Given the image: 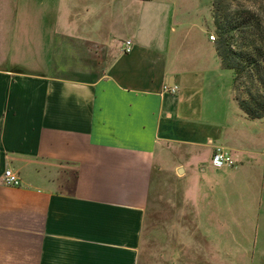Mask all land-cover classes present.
Returning a JSON list of instances; mask_svg holds the SVG:
<instances>
[{
    "label": "crops",
    "instance_id": "0c3cea01",
    "mask_svg": "<svg viewBox=\"0 0 264 264\" xmlns=\"http://www.w3.org/2000/svg\"><path fill=\"white\" fill-rule=\"evenodd\" d=\"M21 1L0 10V264H140L152 198L201 156L223 171L209 163L218 146L261 181L263 210L248 244L202 232V264H264V119L247 118L234 90L226 100L205 28L202 57L170 58L171 43L142 40V14L94 21L95 0L83 22L59 0ZM20 38L35 58H20ZM7 168L21 185L4 184Z\"/></svg>",
    "mask_w": 264,
    "mask_h": 264
},
{
    "label": "rangeland",
    "instance_id": "374dc122",
    "mask_svg": "<svg viewBox=\"0 0 264 264\" xmlns=\"http://www.w3.org/2000/svg\"><path fill=\"white\" fill-rule=\"evenodd\" d=\"M35 2L38 8L39 3L37 0ZM92 2L94 3L95 0H59L58 6L64 12L74 9L82 16L79 20L84 22L87 20L86 14L84 15V12L86 13L84 5ZM96 2L101 3L104 9L102 15L92 18L94 21L105 23L108 17L105 18L104 15L119 9L133 11L137 15L142 14V40L171 43L172 54L168 56L170 58L187 57L192 52L195 56L202 57V46H205L206 50L209 46L205 40V33L202 32V26L206 30L207 37L215 35V42L218 39L212 12L214 0H99ZM228 2L235 8L248 7L264 17V0H228ZM25 4L26 2L21 0H0V10L11 8L17 10L25 7ZM90 10L94 8L90 7ZM25 41L29 42L28 38ZM22 42L20 58L23 60L35 58L26 46L27 43ZM207 51H205L206 56H208ZM63 74L87 76L79 73ZM233 76L232 70L222 68L220 86L228 101L232 99ZM238 161L237 169L224 167L223 171L216 172L215 169H210L209 164H206V170L205 166L202 170L201 156L197 163H186L188 172L185 179L177 174L174 179H166L148 208L140 264H202V232L209 234L210 237L232 239L233 242L241 239L247 244L259 235H255L257 226L253 224L256 216H262L263 193L257 187L261 185V181L255 186L251 184L247 167L239 165ZM171 165L168 164L169 169ZM180 174L183 175V172ZM260 176L263 177V173ZM230 180L234 181L229 187L227 181ZM204 206L205 209L208 207L209 213H215L219 220L228 221L227 224L211 225V220H208L204 214L202 217V212L205 213ZM236 220H240V223ZM210 259L215 260L213 257Z\"/></svg>",
    "mask_w": 264,
    "mask_h": 264
},
{
    "label": "trees",
    "instance_id": "16d2710c",
    "mask_svg": "<svg viewBox=\"0 0 264 264\" xmlns=\"http://www.w3.org/2000/svg\"><path fill=\"white\" fill-rule=\"evenodd\" d=\"M226 2V5H225ZM228 0H214L216 50L223 68L233 71L235 99L247 118L264 119V17Z\"/></svg>",
    "mask_w": 264,
    "mask_h": 264
},
{
    "label": "built area",
    "instance_id": "2783aa9c",
    "mask_svg": "<svg viewBox=\"0 0 264 264\" xmlns=\"http://www.w3.org/2000/svg\"><path fill=\"white\" fill-rule=\"evenodd\" d=\"M211 40H216L215 35L210 36ZM133 49V42L131 40H127L124 43L123 51L125 53H130ZM164 92L177 93L179 91V86H169L165 84L163 86ZM212 165L215 168H223V167H235L237 165V160L234 158L233 154L222 146H218L212 157ZM4 184L8 186H19L21 185V180L17 172H15L11 168H7L4 176H3Z\"/></svg>",
    "mask_w": 264,
    "mask_h": 264
},
{
    "label": "water",
    "instance_id": "95a60500",
    "mask_svg": "<svg viewBox=\"0 0 264 264\" xmlns=\"http://www.w3.org/2000/svg\"><path fill=\"white\" fill-rule=\"evenodd\" d=\"M182 171V170H181Z\"/></svg>",
    "mask_w": 264,
    "mask_h": 264
}]
</instances>
